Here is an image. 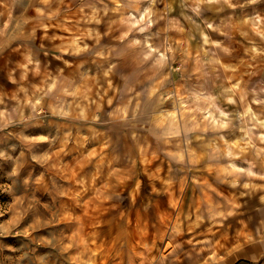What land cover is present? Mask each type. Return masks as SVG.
<instances>
[{
    "label": "clouds",
    "instance_id": "clouds-1",
    "mask_svg": "<svg viewBox=\"0 0 264 264\" xmlns=\"http://www.w3.org/2000/svg\"><path fill=\"white\" fill-rule=\"evenodd\" d=\"M237 36L247 41L242 57ZM261 65L264 0H0V160L11 162L5 191L22 216L39 218L41 203L49 204L45 223L54 226L5 244L10 264L69 259L58 219L67 194L61 171L87 165L75 180L82 192L89 177L113 174L142 187L141 161L149 159L165 170V186L180 192L175 218L159 233V247L142 236L137 246L135 225L119 221L113 264H238L241 256L264 264ZM132 187H114L105 200L117 212L151 214V201L132 199ZM229 229L236 243L221 255L215 237ZM36 239L48 247H32ZM95 259L89 255L88 264Z\"/></svg>",
    "mask_w": 264,
    "mask_h": 264
},
{
    "label": "rangeland",
    "instance_id": "rangeland-1",
    "mask_svg": "<svg viewBox=\"0 0 264 264\" xmlns=\"http://www.w3.org/2000/svg\"><path fill=\"white\" fill-rule=\"evenodd\" d=\"M169 0H162V3H168ZM178 2V0H177ZM67 3V0H66ZM187 30L190 25L187 21L182 20ZM175 29V26H174ZM177 39L181 38L178 31L171 33ZM195 35V33H193ZM236 40L239 41L235 46L239 51V56H243L244 47L247 46V41L237 36ZM193 49L197 48L195 41L191 42ZM264 70V65H261ZM102 151V149H100ZM59 155V153L57 154ZM96 156V151L91 153ZM142 165H146L143 173L145 184L141 187L135 181H130L128 175L113 174L105 178L102 182H98L96 177H89L87 184V191L82 192L80 186L75 183V180L88 170L85 164L73 162V165L65 168L59 173V178H62L67 194L62 197L64 203L59 207L61 209L58 216L59 225L63 229L64 253L69 259L64 256L56 257L55 255L49 259L48 264H88V256H94L96 259L93 264H113V255L118 248V241L120 240L119 221L127 220L131 225H135L139 235L137 236V246L140 243L142 236L149 243H154L159 247L160 241L157 238L159 233L164 231L165 225L175 218L174 208L176 206V199L180 195L179 190H171L165 186L162 179V174L165 170L162 166L152 167L153 160L141 161ZM11 162L0 160V228L4 231V235H0V264H10L6 258L8 252L5 244L13 247L18 246L24 236L31 234L32 236L39 237L44 233L53 230L54 226L46 220L51 219V212L49 211L50 205L46 202L41 203V211L45 215L39 218L32 216H22V209L14 208L13 197L5 191V188L11 181L10 176ZM23 164L21 163V168ZM60 168L57 164L55 169ZM151 171H148V169ZM133 184L129 194L132 199L140 196L145 202L151 201L152 212L151 214L143 212L141 209H135L127 212H117L115 205L105 200V196L112 191L114 187L121 190L128 189L129 183ZM158 188L160 191H158ZM166 194V198H165ZM191 191L184 196V208L191 202ZM197 196V201H198ZM47 201V197L45 198ZM19 221V223H17ZM159 230V231H157ZM215 231V229H213ZM21 235H17V233ZM237 232L229 229L227 234L221 236L218 232L215 239L219 241L221 247V255L224 249L231 248L236 243ZM202 236H197V239H202ZM239 238L243 241L246 238L245 233L240 232ZM79 241L80 251H77L76 242ZM27 243V241H25ZM91 250L90 253L84 251V247ZM32 247L45 248L48 245L36 239L32 242ZM186 247H189L186 245ZM155 255V250H153ZM207 253H205V256ZM238 264H248L244 256L239 257Z\"/></svg>",
    "mask_w": 264,
    "mask_h": 264
}]
</instances>
